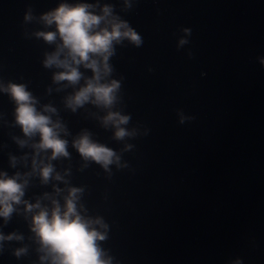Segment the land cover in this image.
I'll return each instance as SVG.
<instances>
[{"label":"water","instance_id":"water-1","mask_svg":"<svg viewBox=\"0 0 264 264\" xmlns=\"http://www.w3.org/2000/svg\"><path fill=\"white\" fill-rule=\"evenodd\" d=\"M59 2L0 0V78L23 77L41 102L61 109L73 133L89 128L121 153L126 167L112 166L111 175L96 164L76 171L82 161L72 148L71 162H56L71 163L87 214L109 225L102 247L114 264H264V0H132L130 11L123 0H99L114 4L144 41L139 48L125 41L111 61L114 78L123 77L117 108L137 132L124 142L83 110H64V93L45 95L50 70L40 59L50 46L31 36L41 25L22 18L28 5L38 15ZM180 37L189 43L177 48ZM13 107L0 94L9 120ZM8 131L0 126L5 169L6 152L19 151ZM13 229L30 234L17 216L4 231ZM25 242L27 257L11 255L13 244L0 264H38L35 245Z\"/></svg>","mask_w":264,"mask_h":264},{"label":"clouds","instance_id":"clouds-1","mask_svg":"<svg viewBox=\"0 0 264 264\" xmlns=\"http://www.w3.org/2000/svg\"><path fill=\"white\" fill-rule=\"evenodd\" d=\"M123 4L125 11L133 7L132 0H123ZM22 19L25 24L41 25L31 36L50 46L40 59L43 68L50 70L51 83L45 87V95L64 93V110L73 114L83 110L85 119L96 121L116 141L135 137L136 129L128 127L132 116L117 108L123 77L114 78L111 61L117 46H124L125 41L136 48L144 41L129 21L121 18L116 6L99 0H60L38 15L28 5ZM183 32L191 35L188 28ZM188 43L180 37L177 48ZM260 63L264 66V58ZM20 79L22 82L0 78V94L14 106L11 120L0 111V126L9 129L7 135L19 150L7 151L8 168H0V254L15 244L18 246L10 248L11 255L18 260L27 257V239L35 245L38 264H114V257L102 247L109 225L102 216L87 214L83 203L86 188L72 183L71 163L58 168L56 162H71L72 148L82 161L76 171L96 164L111 175L112 166L126 167L121 153L97 139L89 128L73 133L61 109L51 100L41 102L23 77ZM12 129H19V134ZM132 147L125 143L123 150ZM7 148V143H0V151ZM37 187L51 190L33 192L29 197L27 193ZM14 216L25 222L30 233L27 237L16 229L4 231Z\"/></svg>","mask_w":264,"mask_h":264}]
</instances>
